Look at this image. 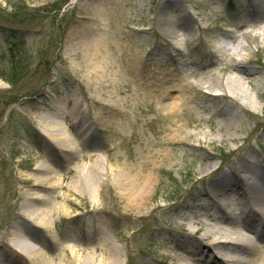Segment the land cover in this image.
I'll use <instances>...</instances> for the list:
<instances>
[{
	"label": "rangeland",
	"instance_id": "374dc122",
	"mask_svg": "<svg viewBox=\"0 0 264 264\" xmlns=\"http://www.w3.org/2000/svg\"><path fill=\"white\" fill-rule=\"evenodd\" d=\"M165 2L188 7L199 27L178 50L161 45L159 20L178 15L169 8L158 16ZM249 3L103 0L96 13L94 0H0V245L25 232L46 264L80 262L95 242L84 229L98 220L118 254L117 264L172 263L173 250L187 241L171 223L204 214L199 204L207 201L200 189L217 175L200 182L202 162L213 160L218 173L227 171L251 146L254 169L264 176V84H257L255 115L240 121L225 115L230 105L224 100L202 99L188 87L223 66L219 59L207 60L204 42L220 29L240 35L244 30L235 32L231 22ZM85 26L100 35L101 52L92 61L65 50L69 30L78 33ZM12 45L19 54L10 63ZM138 59L154 62V69H136ZM250 59V67L264 74L256 57ZM161 93L168 101L176 98L160 106ZM39 129L60 140L49 142ZM67 142L75 152L60 154L55 146ZM154 157L161 162L156 171L147 170L148 206L159 208L131 220L130 171L145 163L151 167ZM40 162L53 171L57 188H30L31 171ZM95 162L101 192L78 194L73 185ZM34 193L46 199L32 202L46 214V228L29 229L23 222L35 217L22 207Z\"/></svg>",
	"mask_w": 264,
	"mask_h": 264
},
{
	"label": "bare ground",
	"instance_id": "6f19581e",
	"mask_svg": "<svg viewBox=\"0 0 264 264\" xmlns=\"http://www.w3.org/2000/svg\"><path fill=\"white\" fill-rule=\"evenodd\" d=\"M94 1L98 7L96 13H98L104 6L103 0ZM196 1L202 2V0ZM249 2V13L245 12L247 13L245 15L244 9L239 11L231 22L235 32L239 29L244 30L240 35L234 36V32L220 29L217 35H209L204 42L207 60L219 59L223 66L210 73L208 79L197 80L188 85L202 99L224 100L230 105L225 115L236 121H240L242 116L255 115V101L261 95L257 84H264V74L254 71L249 65L250 58L256 57V61L264 69V0H249ZM162 7L163 10L158 11L160 17L163 11L169 8L176 9L171 2L163 3ZM176 12L178 14L176 20H159L157 27L159 26L161 32V35L159 34L162 39L161 45L178 50L183 43L193 37L199 27L193 21L188 7L181 6L176 9ZM209 16H211L210 13ZM154 28L151 26L149 30L154 32L156 31ZM74 32L69 30L65 50L86 54L91 61L99 58L97 55L101 52L100 35L96 29L85 26L78 33ZM135 67L153 70L155 63L138 59ZM211 93H215V96H210ZM174 98L176 97L168 101L167 95L161 93L157 104L162 106L164 103L170 106ZM49 128L52 129L48 126L44 127L47 130H50ZM44 129H39V132L49 142L60 140V137L57 139L53 132H51L53 136L45 134ZM73 147L68 142L64 146H55L59 153L64 155L75 152ZM255 156V151L250 146L247 152L239 154L237 160L230 163L227 171L219 173L213 160L204 161L199 165L200 182L217 173L206 186L200 189V197L203 201H207V203L199 204V207L204 209V214L193 215V218L182 215L179 221H171V228L187 241V246L175 248L170 255L173 262L163 263L264 264V176L254 169L255 163L251 158ZM159 159L160 157H154L149 168L145 163L130 171L131 220L144 217L150 210L151 213L159 208L148 206V192L152 178L149 175L150 172H147V170L156 171L160 168L161 160ZM88 168L85 174H80L73 185L78 194L81 191L91 190L101 192L103 184L100 167L95 162ZM31 172V189H43L47 184L49 190L58 187L57 180L54 181L51 178L54 177L53 171L45 163L40 162L35 165ZM123 183L119 182L121 187L124 186ZM66 193L68 192L60 195L63 202L68 201ZM45 200L34 193L23 202L22 207L25 211L35 216L33 220L27 215L26 218L23 217V222L29 229L47 227L46 214L32 203L33 201L43 203ZM54 210L59 214L61 211L59 203ZM76 216L73 214L71 217ZM84 231L87 238L95 239L92 252L89 250L83 261L76 262L77 260L69 259L68 262L70 264H105L109 259L110 264H117L118 254L116 255L112 244L109 243L108 234L103 225L97 220V222L89 223ZM24 233L13 234V243L6 239L2 241L0 264H46V257L41 255L36 243L27 238ZM68 249L75 253L77 251L75 246H69Z\"/></svg>",
	"mask_w": 264,
	"mask_h": 264
},
{
	"label": "trees",
	"instance_id": "16d2710c",
	"mask_svg": "<svg viewBox=\"0 0 264 264\" xmlns=\"http://www.w3.org/2000/svg\"><path fill=\"white\" fill-rule=\"evenodd\" d=\"M17 54H19V52L17 53V52H15V46L14 45H12V46H10L9 47V54H8V56H9V58H10V63H11V60H12V57L13 58H15V57H17ZM4 78V80H6L7 82H9V83H11L12 81H13V79L11 78H8V77H3Z\"/></svg>",
	"mask_w": 264,
	"mask_h": 264
}]
</instances>
